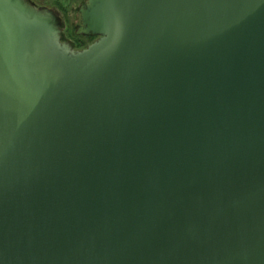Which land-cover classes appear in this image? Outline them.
<instances>
[{
    "label": "water",
    "instance_id": "95a60500",
    "mask_svg": "<svg viewBox=\"0 0 264 264\" xmlns=\"http://www.w3.org/2000/svg\"><path fill=\"white\" fill-rule=\"evenodd\" d=\"M79 14L0 0V264H264V0Z\"/></svg>",
    "mask_w": 264,
    "mask_h": 264
},
{
    "label": "rangeland",
    "instance_id": "374dc122",
    "mask_svg": "<svg viewBox=\"0 0 264 264\" xmlns=\"http://www.w3.org/2000/svg\"><path fill=\"white\" fill-rule=\"evenodd\" d=\"M38 7H46L54 10L63 22V36L65 42L73 45L74 49L82 50L93 43L85 36H78L76 28L80 24L79 8L87 0H32ZM95 38V37H94ZM63 40V39H62ZM79 45V46H76Z\"/></svg>",
    "mask_w": 264,
    "mask_h": 264
},
{
    "label": "flooded vegetation",
    "instance_id": "af4514ba",
    "mask_svg": "<svg viewBox=\"0 0 264 264\" xmlns=\"http://www.w3.org/2000/svg\"><path fill=\"white\" fill-rule=\"evenodd\" d=\"M57 15H58V14H57ZM62 25H63V22H62ZM62 36H63V27H62ZM62 39H63L62 42H63V41L65 42V40H64V36H63ZM94 39H97V38L95 37ZM76 50H77V49H76Z\"/></svg>",
    "mask_w": 264,
    "mask_h": 264
},
{
    "label": "trees",
    "instance_id": "16d2710c",
    "mask_svg": "<svg viewBox=\"0 0 264 264\" xmlns=\"http://www.w3.org/2000/svg\"><path fill=\"white\" fill-rule=\"evenodd\" d=\"M86 38H88V39H89V41H92V40H94V37H86ZM76 46H79V45H76Z\"/></svg>",
    "mask_w": 264,
    "mask_h": 264
}]
</instances>
